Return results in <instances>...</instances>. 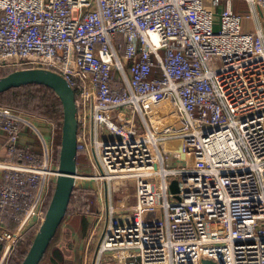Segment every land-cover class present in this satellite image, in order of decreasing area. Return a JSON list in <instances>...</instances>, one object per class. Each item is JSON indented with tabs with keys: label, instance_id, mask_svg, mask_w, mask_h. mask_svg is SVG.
<instances>
[{
	"label": "built area",
	"instance_id": "built-area-1",
	"mask_svg": "<svg viewBox=\"0 0 264 264\" xmlns=\"http://www.w3.org/2000/svg\"><path fill=\"white\" fill-rule=\"evenodd\" d=\"M234 1L0 0V68L51 70L74 91V188L95 193L78 213L100 229L82 264H264V0L244 14ZM23 118L0 108V264L58 175L20 145Z\"/></svg>",
	"mask_w": 264,
	"mask_h": 264
},
{
	"label": "water",
	"instance_id": "water-1",
	"mask_svg": "<svg viewBox=\"0 0 264 264\" xmlns=\"http://www.w3.org/2000/svg\"><path fill=\"white\" fill-rule=\"evenodd\" d=\"M29 84L50 88L59 98L63 108L58 175L43 219L21 262V264H39L66 216L70 203L77 165L76 134L78 124L74 91L62 76L51 70L41 68L18 69L0 76V93ZM169 189L173 193L179 192L177 180L171 181ZM202 264L215 263L205 260L202 261Z\"/></svg>",
	"mask_w": 264,
	"mask_h": 264
},
{
	"label": "trees",
	"instance_id": "trees-1",
	"mask_svg": "<svg viewBox=\"0 0 264 264\" xmlns=\"http://www.w3.org/2000/svg\"><path fill=\"white\" fill-rule=\"evenodd\" d=\"M14 70L15 69L13 68H0V76L7 75L8 73ZM0 106L3 108H8L16 113H25V114L37 116L52 124L54 130L52 161L55 165H58L61 127L63 121V108L56 94L46 86L29 84L0 93ZM52 190H53V186H51L45 198L44 201L45 209L50 200ZM87 201L92 202L91 211H94L95 209V207L93 206V203L95 201L94 191L92 189H87V188H73L68 210L66 216L63 219V221L70 220L72 224H74V226H77V223H81L82 225L80 228L81 236L87 230V224L86 221L83 219L84 216L79 215L78 211L80 207ZM6 222L10 229H13L16 226V224L12 222L11 223L9 221ZM37 229H38V225L30 228L24 233L23 237L16 243L15 247L8 255L5 264H21L22 260L24 259L27 253V250L30 247L31 241ZM59 231H60V227L57 233L55 234L53 240L51 241L50 246L48 247L42 261L39 264L43 263L44 260L47 259V257L50 255L52 256V260L54 259V261H61L62 259L60 252L61 249L59 250L57 249V247L56 248L54 247L59 237Z\"/></svg>",
	"mask_w": 264,
	"mask_h": 264
},
{
	"label": "crops",
	"instance_id": "crops-1",
	"mask_svg": "<svg viewBox=\"0 0 264 264\" xmlns=\"http://www.w3.org/2000/svg\"><path fill=\"white\" fill-rule=\"evenodd\" d=\"M232 9L236 13H248L249 7L248 3L245 0H235L232 3ZM257 20L259 23L263 25L261 14L258 12ZM242 24L245 30L254 31L256 27V21L253 18L244 17L242 20ZM264 28V27H263ZM24 124H21L20 131V145L32 150L39 157H43L45 155L49 157H53V142H54V130L51 123L41 120L38 118H23ZM6 160V148H5V135L0 131V182L3 176V168L2 165ZM72 218V217H70ZM87 224V230L83 235H80L81 223H77V226H74L72 222L69 220L67 223V227L64 229L63 233H61V229L59 231V237L55 243V248L61 249V261L52 260V256H48L46 263L44 264H69V261H74L73 263H78L83 260V250L87 246V255L92 252L95 240L97 235L93 238V223L91 222V218L83 217ZM92 237L90 238V236ZM61 240V241H59ZM61 243L60 246H56ZM93 243V248L90 249L89 245Z\"/></svg>",
	"mask_w": 264,
	"mask_h": 264
},
{
	"label": "rangeland",
	"instance_id": "rangeland-1",
	"mask_svg": "<svg viewBox=\"0 0 264 264\" xmlns=\"http://www.w3.org/2000/svg\"><path fill=\"white\" fill-rule=\"evenodd\" d=\"M205 7L207 8V9H211L210 8V6L209 5H205ZM0 108H3V107H1L0 106ZM6 109H8V108H6ZM10 110V109H9ZM12 111V110H11ZM13 113H16V112H14L13 111ZM16 114H19V115H22V116H24L25 118H38V119H41V120H43L42 118H39V117H37V116H33V115H30V114H25V113H16ZM79 160H83L84 161V169H83V171H82V173L83 174H85V175H91L92 173H93V169H92V166H91V164H90V162L87 160H85L84 158H81V159H78V161ZM89 186L91 187V184H89ZM133 198L132 199H130V202H127L125 199H123L120 195H114L113 196V203L115 204V205H124V204H131V203H133ZM156 214H158V209H152V210H150V212H149V214H147V216H150V215H156ZM99 226H96V228L95 229H93V238L97 235H99ZM89 248L90 249H92L93 248V243H90V245H89ZM47 259H48V257H47ZM47 259H45L44 260V262L43 263H46V261H47ZM74 261H72V260H70L69 261V264H78V263H73ZM79 264H81V260L79 261Z\"/></svg>",
	"mask_w": 264,
	"mask_h": 264
}]
</instances>
